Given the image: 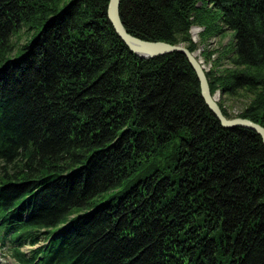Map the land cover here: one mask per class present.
I'll use <instances>...</instances> for the list:
<instances>
[{"label": "trees", "instance_id": "1", "mask_svg": "<svg viewBox=\"0 0 264 264\" xmlns=\"http://www.w3.org/2000/svg\"><path fill=\"white\" fill-rule=\"evenodd\" d=\"M109 1L0 0V244L17 264H264L261 135L221 124L185 54L136 55ZM120 16L191 52L233 31L232 67L202 51L210 89L250 96L235 116L264 126V0H121ZM172 142L168 170L126 186Z\"/></svg>", "mask_w": 264, "mask_h": 264}, {"label": "rangeland", "instance_id": "2", "mask_svg": "<svg viewBox=\"0 0 264 264\" xmlns=\"http://www.w3.org/2000/svg\"><path fill=\"white\" fill-rule=\"evenodd\" d=\"M200 28H198V26L192 27V35L195 32L198 33L196 40H195L197 42L199 41V32H201L203 30V27L200 26ZM26 29H27V27L24 26L18 32L19 33L18 36H17V34H15L13 37L14 40H16L17 37H19L20 44L26 43L37 32V29H32L28 32L25 31ZM233 36H234V32L231 30H228L226 33H224L221 36H215V37L210 38V40L207 42L206 46L200 43V46L195 53H196L198 59L201 61L202 65L204 66L206 71H208L211 68V62L210 61L207 62L205 60L204 55H202V51L205 48L210 49V50H215V51L217 50L216 53L212 56V59L219 56V54H221L223 56L222 61L220 63L219 70L233 66L231 61L228 59V56L231 55V53L229 52V54H224L222 52V50H227L225 48V46H227L229 49L232 47V49H233V47H234L233 46ZM215 38H216V40H215ZM20 53H21V51L16 49L13 53H11L9 55V57L14 58V57L20 55ZM243 93L244 92L241 91L240 94L237 96H230V95L222 96L221 93L219 91H217L215 93V96L218 99V101L220 99L222 100L224 106L235 117V115H237L241 110H243L248 105V103L251 101V97L246 96ZM175 146H176V143L172 142L171 144H169L168 146H166L164 148H159L157 150V153L154 152V155L152 156L151 160L147 161V163H145L143 165V167L137 172V174L131 180L127 181L126 186L129 187L130 185L135 183L138 179H141V178L148 176L155 169L164 168V169L168 170V168H166V166H167V164H170V157H171L172 153L174 152ZM120 189L121 188L113 189V190H110L108 192H105L103 195L96 198V203H100V202H104V201L108 200L112 196L119 193ZM33 247H35V246H32L30 244L25 245L23 247V250L25 252L29 253ZM0 264H16L15 259L11 256V248L9 247V245L0 246Z\"/></svg>", "mask_w": 264, "mask_h": 264}, {"label": "water", "instance_id": "3", "mask_svg": "<svg viewBox=\"0 0 264 264\" xmlns=\"http://www.w3.org/2000/svg\"><path fill=\"white\" fill-rule=\"evenodd\" d=\"M120 3L121 0H110L108 3L107 16L119 37L136 55L142 58H151L173 52L185 54L198 76L203 98L209 108L220 120L221 124L224 127L242 126L253 129L261 135L264 141V126L249 118L240 116L227 117L223 113L218 99L215 94L211 92L206 70L195 52H191L184 44H172L166 41H150L131 34L122 22L120 16Z\"/></svg>", "mask_w": 264, "mask_h": 264}, {"label": "built area", "instance_id": "4", "mask_svg": "<svg viewBox=\"0 0 264 264\" xmlns=\"http://www.w3.org/2000/svg\"><path fill=\"white\" fill-rule=\"evenodd\" d=\"M198 28H200V27H198ZM200 29H201V28H200ZM193 33H194V32H193ZM197 35H198L197 32H195V33L192 35V37H193L194 40H196ZM215 40H216V38H215Z\"/></svg>", "mask_w": 264, "mask_h": 264}]
</instances>
